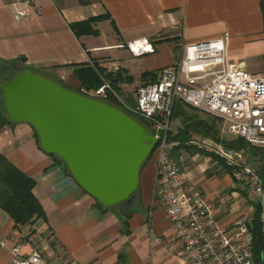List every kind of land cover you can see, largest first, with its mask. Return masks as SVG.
<instances>
[{
    "label": "crops",
    "instance_id": "1",
    "mask_svg": "<svg viewBox=\"0 0 264 264\" xmlns=\"http://www.w3.org/2000/svg\"><path fill=\"white\" fill-rule=\"evenodd\" d=\"M11 1L0 0V61L23 56L25 66L70 87L87 82L88 93L101 74L111 73L118 76L112 87L131 103L136 85L146 82L142 72L179 59L181 42L224 33L230 61L263 70L260 0H32L31 13L23 19L14 18ZM136 38H147L153 50L133 54L126 43ZM22 66L13 63L16 69ZM0 152L34 178L32 191L44 209V215L15 226L0 207V238L7 237L0 245V264H8L9 247L21 237V253L36 249L44 264L181 263L180 242L155 189L154 162L139 170L130 199L107 206L39 146L28 122L2 123ZM184 154L187 186L209 196L219 192V221L228 226L245 208L237 182L214 154ZM125 211L130 213L126 227Z\"/></svg>",
    "mask_w": 264,
    "mask_h": 264
},
{
    "label": "built area",
    "instance_id": "2",
    "mask_svg": "<svg viewBox=\"0 0 264 264\" xmlns=\"http://www.w3.org/2000/svg\"><path fill=\"white\" fill-rule=\"evenodd\" d=\"M21 6L17 7L18 4ZM13 16L23 19L30 15L32 0H12ZM227 34L193 41H183L182 55L170 65L159 68L154 80L136 85L134 102L129 103L112 87L109 79L87 94L106 98L111 95L117 103L146 122L154 135L155 189L171 223L173 234L180 242V264H256L250 245L248 223L253 210L252 201L261 198L264 180L261 160L245 148H227L213 138L191 139L198 150L216 155L229 165L234 182L245 183V208L223 226L217 207L222 203L219 192L212 196L187 186L185 154L173 155L176 142L168 140L173 102L176 98L205 113L218 116L221 128L232 136H241L249 143L264 147V71H250L227 56ZM135 55L153 50L147 38L126 43ZM19 238L9 247L8 264H44L36 249L21 253ZM7 237L0 238V245Z\"/></svg>",
    "mask_w": 264,
    "mask_h": 264
},
{
    "label": "water",
    "instance_id": "3",
    "mask_svg": "<svg viewBox=\"0 0 264 264\" xmlns=\"http://www.w3.org/2000/svg\"><path fill=\"white\" fill-rule=\"evenodd\" d=\"M0 91L6 119L31 124L39 146L60 157L100 203L130 199L156 141L146 122L113 100L27 66L0 78ZM260 199L264 236V190Z\"/></svg>",
    "mask_w": 264,
    "mask_h": 264
},
{
    "label": "trees",
    "instance_id": "4",
    "mask_svg": "<svg viewBox=\"0 0 264 264\" xmlns=\"http://www.w3.org/2000/svg\"><path fill=\"white\" fill-rule=\"evenodd\" d=\"M260 8L264 21V0H260ZM90 21H92V18H89L82 23L85 24L86 22ZM23 60V56H18L11 60H1L0 72L9 73L13 70H16V68L13 67V63L15 61L23 65L22 67H25ZM1 64L5 66L1 67ZM156 73L157 70L143 71L141 78H145L146 81L154 80ZM103 77L109 79L111 85L113 86L118 80V76H112L111 73L101 74V77H99L100 79L95 88L103 83ZM127 79L131 80L132 76H129ZM82 87H85L87 90L90 86L87 82L83 81L81 87L76 89L81 91ZM106 98L117 102L111 95L107 96ZM1 108L3 109V105ZM199 112L204 115L199 114ZM173 117H179L181 121L180 125H178L175 130L171 128L169 129L168 140L176 142V144L172 146L171 153L173 155H177L182 151L187 152L188 154H193L198 151L197 148H195L192 144H189V140L194 138V134L209 136L215 140L221 141V143L227 148H245L251 156L258 155L261 160V174L264 180V147L255 146L241 136L231 135L229 138H223L221 133L222 120L220 117L205 113L193 106L186 104L178 98H176L173 102L171 120ZM6 121V117L4 116L3 112L0 111V126ZM49 154L53 155L65 166V163L60 157L54 153ZM153 154L154 148L147 159L142 163L141 167L152 157ZM215 157L217 156L215 155ZM218 159L223 163L227 171L231 170L230 166L226 165L222 158ZM34 183L35 180L33 177L22 172L19 168L12 164L3 153L0 152V207L12 217L15 226L26 224L32 221L35 217L44 215L42 204L32 191ZM237 185L238 186L236 188L241 192V194L246 196V184L237 182ZM252 204L253 210L250 222L248 223L251 235L250 245L255 263L264 264V236L262 232L261 220V199L252 201ZM129 215L130 213L128 212L121 214V217H125L122 218V224L125 227L127 226L126 219L129 217Z\"/></svg>",
    "mask_w": 264,
    "mask_h": 264
},
{
    "label": "rangeland",
    "instance_id": "5",
    "mask_svg": "<svg viewBox=\"0 0 264 264\" xmlns=\"http://www.w3.org/2000/svg\"><path fill=\"white\" fill-rule=\"evenodd\" d=\"M4 66L5 65H2L1 64V67H4ZM14 71L15 70H13V71H11L9 73H7V72H0V78L9 77ZM263 71H264V66H263ZM128 101H130V100H128ZM132 101H131V103L134 102V101L133 102ZM1 107H2V94H1V91H0V109H1ZM199 114L204 115L201 112H199ZM180 123H181V121H180V118L179 117H173L172 120H171V122H170V128L175 130L176 127H178V125H180ZM221 133H222V137L223 138H229V137H231V134L227 133L226 130H225V128H221ZM206 137H209V136H201V135L194 134V138L193 139H201V138H206ZM196 152L210 154V152H207V151H204V150H198ZM154 159H155V154H153L152 157L149 160H147L146 163H144V165L142 167H144L147 163H149V161L150 162H154Z\"/></svg>",
    "mask_w": 264,
    "mask_h": 264
}]
</instances>
